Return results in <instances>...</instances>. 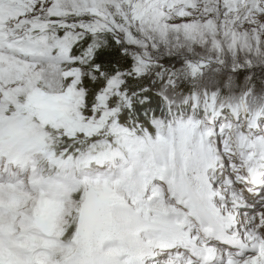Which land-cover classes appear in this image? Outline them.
<instances>
[{"label":"snow or ice","instance_id":"1","mask_svg":"<svg viewBox=\"0 0 264 264\" xmlns=\"http://www.w3.org/2000/svg\"><path fill=\"white\" fill-rule=\"evenodd\" d=\"M0 264H264V0H0Z\"/></svg>","mask_w":264,"mask_h":264}]
</instances>
